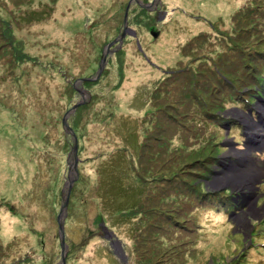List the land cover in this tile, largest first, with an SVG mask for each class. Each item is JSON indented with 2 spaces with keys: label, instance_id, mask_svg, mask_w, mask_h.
<instances>
[{
  "label": "rangeland",
  "instance_id": "1",
  "mask_svg": "<svg viewBox=\"0 0 264 264\" xmlns=\"http://www.w3.org/2000/svg\"><path fill=\"white\" fill-rule=\"evenodd\" d=\"M263 64L264 0H0V264H264Z\"/></svg>",
  "mask_w": 264,
  "mask_h": 264
},
{
  "label": "trees",
  "instance_id": "2",
  "mask_svg": "<svg viewBox=\"0 0 264 264\" xmlns=\"http://www.w3.org/2000/svg\"><path fill=\"white\" fill-rule=\"evenodd\" d=\"M251 8H247V10H250ZM39 13L38 12H34V15H38ZM36 17V16H35ZM37 18V17H36ZM130 29V28H129ZM132 30V29H131ZM133 31V30H132ZM260 74H264V64H263V66H262V69L260 70V72L259 73H257V77H259V75ZM234 75V74H233ZM233 75H228V76H233ZM226 80H230L229 78H225ZM263 82H264V79H262V80H256V79H253L252 80V84H254L255 86H256V89H258V91L256 90V89H251V88H249V86L247 85V88H246V91L248 92L249 91V94H242L241 93V91L240 92H232V93H234L237 97H236V102L238 101V98L239 97H241V96H247L246 98H245V100L243 101V102H241V101H239V102H237V104L239 105V106H241V107H243V108H248L249 107V105H250V101H247L248 100V98H252V99H255L256 98V95L259 93V89H260V87L262 86V84H263ZM247 102V103H246ZM214 205H215V211H217V212H226L229 208H230V205H229V203H226V204H223V210L222 211H219L218 209H217V205H216V203H215V201L214 202H212ZM211 208H213V207H210V209ZM213 210H214V208H213ZM195 226V225H194ZM195 233L196 231L195 230H193V228L191 229V235H193V233ZM194 240H196V239H194Z\"/></svg>",
  "mask_w": 264,
  "mask_h": 264
},
{
  "label": "water",
  "instance_id": "3",
  "mask_svg": "<svg viewBox=\"0 0 264 264\" xmlns=\"http://www.w3.org/2000/svg\"><path fill=\"white\" fill-rule=\"evenodd\" d=\"M136 2H137V0H135ZM127 9H128V7L126 8V12H125V16H127ZM126 18V17H125ZM129 33V34H131L132 36H133V31L131 32V31H129V29L127 28V24H126V19L124 20V24H123V32H122V34L115 40V43L117 42L118 44H121L122 43V40H123V38H124V36H125V33ZM154 37H156V35L154 34L153 35ZM110 46L109 45H107V47H106V50H108V48H109ZM102 68H103V66H101V64H100V66H99V70H102ZM73 108H75V107H73ZM72 108V109H73ZM70 133H71V136H72V138H73V143H74V146H73V152H74V155H75V158H76V153H77V140H76V138H75V136H74V133H73V131L72 130H70ZM67 198H68V194H67V197H66V201H67ZM62 208H63V206H62ZM59 236H60V242H61V244H62V247H63V245L65 244V242H64V234H63V225L62 224H60V227H59ZM64 253H62V261L64 262Z\"/></svg>",
  "mask_w": 264,
  "mask_h": 264
},
{
  "label": "bare ground",
  "instance_id": "4",
  "mask_svg": "<svg viewBox=\"0 0 264 264\" xmlns=\"http://www.w3.org/2000/svg\"><path fill=\"white\" fill-rule=\"evenodd\" d=\"M218 7V6H217ZM225 10V9H224ZM111 45V44H110ZM250 125V124H249ZM250 173V171L247 173V175ZM260 180L259 176H256L255 178H253L252 181H246V183L249 184V186L251 187V185L253 183H257L258 181ZM245 187H248L247 184L244 185ZM252 189V188H250ZM17 220H19L18 218H12L11 219V222H7L5 219L3 221V224H2V233L5 235V236H10L11 234H13L14 232H16V229H15V225L14 223L17 222Z\"/></svg>",
  "mask_w": 264,
  "mask_h": 264
}]
</instances>
